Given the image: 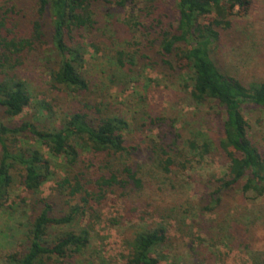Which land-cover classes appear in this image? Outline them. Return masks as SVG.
I'll return each instance as SVG.
<instances>
[{
  "label": "trees",
  "instance_id": "obj_1",
  "mask_svg": "<svg viewBox=\"0 0 264 264\" xmlns=\"http://www.w3.org/2000/svg\"><path fill=\"white\" fill-rule=\"evenodd\" d=\"M101 1L119 8L136 6L138 2L0 0V210L16 185L32 195L30 203L25 199L22 202L21 206H27L31 213L17 235L18 247L5 255L4 264H106L99 256L88 253L92 245L91 219L99 217V206L109 194L126 200L145 188L142 164L129 162L140 152L128 141L129 120L112 112L104 100L93 102L86 98L82 103L80 99L91 89L85 71L88 46L84 37L97 30L95 6ZM171 3L172 16L153 19L148 26L155 36L148 40L147 47L155 53L154 62L169 75L186 71L189 94L196 106L216 108L219 135L214 140L198 130L197 138L184 140L174 120L169 123V131L156 138L146 136L150 156L161 171L171 174L182 160L189 161L187 155L195 158L206 155L213 147L218 149L227 167L214 180L215 188L203 196V211H212L221 194L238 185H242L244 194L252 191L262 197L264 153L251 139L243 106L264 108V81L244 83L223 71L213 57L222 30L232 25L235 10L246 15L253 0ZM29 11L30 27L22 28V18ZM208 18L211 19L207 21ZM90 45L100 50L95 42ZM111 47H115L114 43ZM36 53L48 69L52 87L74 98V106L63 111L58 123L47 124L48 118L55 121L57 113L44 101L35 103L20 75V68ZM111 54L120 68L127 66L125 59L130 54L124 48L114 49ZM35 104L38 112L34 117H21ZM162 123V116L151 117L139 130H151ZM50 181L55 191L44 196L42 187ZM169 243L162 224L136 228L126 239L124 264H161L166 256L159 250ZM169 264L205 262L175 257Z\"/></svg>",
  "mask_w": 264,
  "mask_h": 264
},
{
  "label": "rangeland",
  "instance_id": "obj_2",
  "mask_svg": "<svg viewBox=\"0 0 264 264\" xmlns=\"http://www.w3.org/2000/svg\"><path fill=\"white\" fill-rule=\"evenodd\" d=\"M95 9L97 30L84 37L88 46L85 71L91 89L80 99L82 103L87 99L104 100L112 112L129 120L128 141L140 149L129 162L142 164L145 188L126 200L109 194L101 203V214L90 221L89 255L99 256L106 264H124L127 237L146 224H162L170 243L159 250L160 255L166 256L161 264H169L175 257L205 264L261 263L264 261V196L258 197L252 191L244 194L242 185H238L224 191L212 211L202 210L203 196L215 188L214 180L226 171L227 164L218 149L213 147L206 155L195 158L187 155L188 162L182 160L180 166L167 174L158 168L147 148L146 136L156 138L169 131V123L174 120L175 129L182 132L184 140L197 138L198 130L214 140L219 135L216 108L196 106L189 94L186 71L177 70L169 75L168 70L154 62L155 53L147 47L148 40L155 36L148 26L153 19L172 16L171 0H138L136 6L129 4L124 8L101 1ZM29 13L22 18V28L30 27L32 12ZM231 20L232 25L222 30L221 42L213 53L216 63L244 83L264 81V0H253L246 15L236 9ZM92 42L99 45V51L90 45ZM111 43L115 45L113 49ZM121 48L130 54L125 59L128 62L125 68H120L111 54ZM20 75L35 103L44 101L57 113L55 121L47 119L48 125L58 123L63 111L74 106V98L52 87L39 53L29 57L20 68ZM36 104L28 107L21 117H34L38 112ZM243 113L251 139L264 153V108L246 104ZM157 116L164 118L162 125L139 130L142 123ZM58 171L64 174L61 169ZM54 188V182L50 181L42 187V194L48 196L54 193ZM24 199L30 203L32 195L16 185L0 210V264H4L6 254L18 247L17 235L31 213L27 206H21Z\"/></svg>",
  "mask_w": 264,
  "mask_h": 264
}]
</instances>
